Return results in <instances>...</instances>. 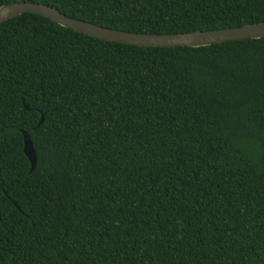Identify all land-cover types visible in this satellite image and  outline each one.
Listing matches in <instances>:
<instances>
[{
    "label": "trees",
    "instance_id": "1",
    "mask_svg": "<svg viewBox=\"0 0 264 264\" xmlns=\"http://www.w3.org/2000/svg\"><path fill=\"white\" fill-rule=\"evenodd\" d=\"M9 2L146 33L264 21V0ZM0 264H264V36L144 46L0 22Z\"/></svg>",
    "mask_w": 264,
    "mask_h": 264
},
{
    "label": "water",
    "instance_id": "2",
    "mask_svg": "<svg viewBox=\"0 0 264 264\" xmlns=\"http://www.w3.org/2000/svg\"><path fill=\"white\" fill-rule=\"evenodd\" d=\"M23 12L42 15L59 25L77 32L87 34L106 41L144 46H201L224 40L258 38L264 36V21L241 26L193 30L175 33H146L123 31L104 27L98 24L75 19L60 12L54 6L38 2H9L0 5V22ZM41 117L39 119V122ZM22 151L29 161L31 170L34 166L35 155L31 141L25 130H20Z\"/></svg>",
    "mask_w": 264,
    "mask_h": 264
}]
</instances>
